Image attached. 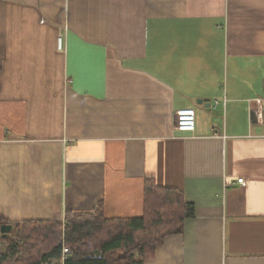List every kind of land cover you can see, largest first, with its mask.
<instances>
[{"label":"crops","instance_id":"0c3cea01","mask_svg":"<svg viewBox=\"0 0 264 264\" xmlns=\"http://www.w3.org/2000/svg\"><path fill=\"white\" fill-rule=\"evenodd\" d=\"M263 93L264 0H0V216L138 217L152 177L194 215L142 264H264Z\"/></svg>","mask_w":264,"mask_h":264},{"label":"trees","instance_id":"16d2710c","mask_svg":"<svg viewBox=\"0 0 264 264\" xmlns=\"http://www.w3.org/2000/svg\"><path fill=\"white\" fill-rule=\"evenodd\" d=\"M193 215L194 206L185 201L182 191L157 186L152 177H146L141 216L107 218L97 210L65 212L63 221L11 223L15 225L13 236L0 238L5 247L0 250V264L60 259L62 242L71 250L63 264H142L167 235L181 232L184 221ZM3 222L9 223L0 216Z\"/></svg>","mask_w":264,"mask_h":264},{"label":"built area","instance_id":"2783aa9c","mask_svg":"<svg viewBox=\"0 0 264 264\" xmlns=\"http://www.w3.org/2000/svg\"><path fill=\"white\" fill-rule=\"evenodd\" d=\"M61 45V38H58V46ZM256 104L257 120L264 125V93L261 98L254 100ZM217 102L215 103V105ZM174 129L177 131H194L195 129V110L193 108H183L178 110L174 115ZM246 183L243 179L231 181L229 186L241 185ZM62 259L71 254V250L62 242L61 244Z\"/></svg>","mask_w":264,"mask_h":264},{"label":"water","instance_id":"95a60500","mask_svg":"<svg viewBox=\"0 0 264 264\" xmlns=\"http://www.w3.org/2000/svg\"><path fill=\"white\" fill-rule=\"evenodd\" d=\"M205 103L206 106H209V103H208V100L207 99H197V103L198 104H202V103ZM15 231V225L14 224H11V223H1L0 224V238L2 240H5L7 238H9L13 232ZM1 240L0 242V246L3 245V241ZM99 252L98 251H95L94 254H98Z\"/></svg>","mask_w":264,"mask_h":264},{"label":"rangeland","instance_id":"374dc122","mask_svg":"<svg viewBox=\"0 0 264 264\" xmlns=\"http://www.w3.org/2000/svg\"><path fill=\"white\" fill-rule=\"evenodd\" d=\"M12 236H13V234L10 237H12ZM0 242H1V240H0ZM4 249H5V247H4V245H2L0 247V250L3 251ZM119 263H121V262H118L117 264H119ZM43 264H63V259H62V257L60 259H50V260H46Z\"/></svg>","mask_w":264,"mask_h":264}]
</instances>
